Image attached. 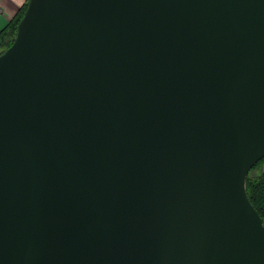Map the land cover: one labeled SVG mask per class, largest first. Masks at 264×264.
I'll use <instances>...</instances> for the list:
<instances>
[{"label": "water", "instance_id": "1", "mask_svg": "<svg viewBox=\"0 0 264 264\" xmlns=\"http://www.w3.org/2000/svg\"><path fill=\"white\" fill-rule=\"evenodd\" d=\"M264 0H29L0 55V264H264Z\"/></svg>", "mask_w": 264, "mask_h": 264}, {"label": "trees", "instance_id": "2", "mask_svg": "<svg viewBox=\"0 0 264 264\" xmlns=\"http://www.w3.org/2000/svg\"><path fill=\"white\" fill-rule=\"evenodd\" d=\"M29 0H26L23 7L17 13L12 21L0 32V55L7 49L13 42L16 28L18 23L23 17V14L27 8ZM264 162L262 158L249 172L246 179V194L250 204L258 212L263 225H264V172L258 175L252 176V172Z\"/></svg>", "mask_w": 264, "mask_h": 264}, {"label": "crops", "instance_id": "3", "mask_svg": "<svg viewBox=\"0 0 264 264\" xmlns=\"http://www.w3.org/2000/svg\"><path fill=\"white\" fill-rule=\"evenodd\" d=\"M26 0H0V32L17 16Z\"/></svg>", "mask_w": 264, "mask_h": 264}, {"label": "rangeland", "instance_id": "4", "mask_svg": "<svg viewBox=\"0 0 264 264\" xmlns=\"http://www.w3.org/2000/svg\"><path fill=\"white\" fill-rule=\"evenodd\" d=\"M264 172V162L257 168V170L255 169L253 172H252V176L254 175H258V174H261Z\"/></svg>", "mask_w": 264, "mask_h": 264}, {"label": "built area", "instance_id": "5", "mask_svg": "<svg viewBox=\"0 0 264 264\" xmlns=\"http://www.w3.org/2000/svg\"><path fill=\"white\" fill-rule=\"evenodd\" d=\"M0 13H1V9H0Z\"/></svg>", "mask_w": 264, "mask_h": 264}]
</instances>
